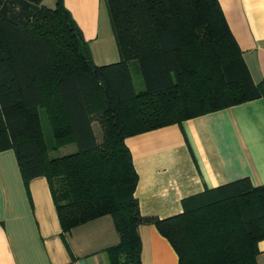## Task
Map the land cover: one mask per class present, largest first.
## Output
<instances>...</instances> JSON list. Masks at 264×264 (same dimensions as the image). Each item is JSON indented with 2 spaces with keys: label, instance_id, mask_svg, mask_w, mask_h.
Masks as SVG:
<instances>
[{
  "label": "trees",
  "instance_id": "1",
  "mask_svg": "<svg viewBox=\"0 0 264 264\" xmlns=\"http://www.w3.org/2000/svg\"><path fill=\"white\" fill-rule=\"evenodd\" d=\"M103 3L120 60L96 66L62 0H0V152L14 151L25 184L47 180L62 234L111 217L119 242L106 251L110 264H141L137 227L145 222L177 264H257L264 185L238 179L183 200L180 215L142 218L124 142L264 97L217 0ZM69 145L73 152L49 156Z\"/></svg>",
  "mask_w": 264,
  "mask_h": 264
},
{
  "label": "crops",
  "instance_id": "2",
  "mask_svg": "<svg viewBox=\"0 0 264 264\" xmlns=\"http://www.w3.org/2000/svg\"><path fill=\"white\" fill-rule=\"evenodd\" d=\"M62 2L93 63H118L103 0ZM217 2L254 84L264 87V0ZM124 142L137 174L140 216L175 217L183 212V200L204 190L242 178L254 187L264 185V97ZM69 147L68 153L75 150ZM137 234L141 264H177L175 251L153 224H140ZM118 242L110 216L62 234L47 180L37 177L25 184L14 151L0 152V264H110L106 251ZM257 249L256 263L264 264V240Z\"/></svg>",
  "mask_w": 264,
  "mask_h": 264
},
{
  "label": "rangeland",
  "instance_id": "3",
  "mask_svg": "<svg viewBox=\"0 0 264 264\" xmlns=\"http://www.w3.org/2000/svg\"><path fill=\"white\" fill-rule=\"evenodd\" d=\"M47 3L51 4L50 1H46V5H47ZM132 78H133L134 89L137 92L142 91L144 88H143V84H142V81L140 79V76L136 73H132ZM39 115H40V121H41L43 136H44L46 144L48 145V147L50 149L52 139H51V135L49 132V128H48L44 113L42 111H39ZM95 131L97 132V135H98V127L96 125H95ZM69 148H70L69 146H65V147L57 149V150H50L49 156L54 158V157H60L63 155H67Z\"/></svg>",
  "mask_w": 264,
  "mask_h": 264
}]
</instances>
